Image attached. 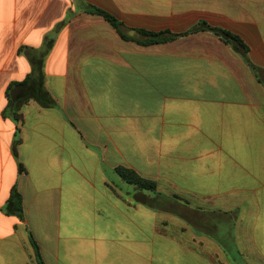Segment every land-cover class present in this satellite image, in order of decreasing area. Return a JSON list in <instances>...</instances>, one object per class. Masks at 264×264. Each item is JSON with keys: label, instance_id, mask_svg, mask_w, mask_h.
Here are the masks:
<instances>
[{"label": "crops", "instance_id": "obj_1", "mask_svg": "<svg viewBox=\"0 0 264 264\" xmlns=\"http://www.w3.org/2000/svg\"><path fill=\"white\" fill-rule=\"evenodd\" d=\"M85 5L141 41L128 29L205 21L238 36L247 62L207 31L123 40ZM44 47L55 107L30 100L15 124L6 89ZM117 167L199 197L187 205L210 218L151 209ZM14 186L23 220L2 211ZM28 232L44 264H264V0H0V264H37Z\"/></svg>", "mask_w": 264, "mask_h": 264}, {"label": "trees", "instance_id": "obj_2", "mask_svg": "<svg viewBox=\"0 0 264 264\" xmlns=\"http://www.w3.org/2000/svg\"><path fill=\"white\" fill-rule=\"evenodd\" d=\"M84 12L103 18L118 32L123 40H131L136 44L144 46L172 42L177 38L200 31L211 32L214 35L218 36L223 43L230 45L236 52L240 53L242 59L247 62V58L245 56L247 53V49L238 36L230 33L227 30L211 27L205 21L197 22L196 25L192 26L190 29L182 33H171L168 30L147 31L142 29H128L130 31H133L135 34L143 36L144 40L141 41L136 39L135 37L126 36L123 33V30L126 29L125 26L108 12L92 5H85ZM46 50L47 48L44 47L42 48V50L35 51V53L29 57L31 66L30 73L22 82H12L6 89L7 104L3 112V116L9 118L15 124H17L21 119L20 109L22 105L26 104L30 100L35 101L40 107L43 108L55 107L54 100L44 86L42 60L46 54ZM19 51L24 53L26 50L21 48L19 49ZM20 142L21 139L19 137V129L16 128L14 139L12 142V154L14 155L15 159H17L16 147L20 144ZM17 165L18 170L22 171V165L20 163H18ZM115 171L123 181L135 187L137 190H145L151 192V205H153V203L158 204L157 207L151 206V209L158 210L157 208L161 207L168 208V212H172L181 217L183 216L184 219H192L198 215L203 218V214L194 209H191L186 202H181L177 197L167 198L166 196L158 194L156 192V184L153 181L143 179L139 177L134 171L123 167H117ZM158 198H161L162 201L158 202ZM175 205H181L185 207L186 212L182 213L179 211H175ZM2 211L8 215L16 216L19 220H23L22 198L15 186L11 189L9 198L2 207ZM28 236L30 244L36 256L37 264H44L40 258L38 246L29 232Z\"/></svg>", "mask_w": 264, "mask_h": 264}, {"label": "rangeland", "instance_id": "obj_3", "mask_svg": "<svg viewBox=\"0 0 264 264\" xmlns=\"http://www.w3.org/2000/svg\"><path fill=\"white\" fill-rule=\"evenodd\" d=\"M183 198V197H182ZM199 197H191V199H189L188 197H186V199L184 198V199H182L184 202H186V203H192V202H194V201H196L197 199H198ZM189 200H190V202H189ZM152 207H157L158 206V204H155V203H153V205H151ZM201 214H203V215H206L207 217H209L210 218V210L209 211H203V212H201ZM151 219H152V214H151ZM155 219H158V218H155ZM162 219H174V218H172V217H162ZM172 221H174V220H172ZM169 226H171V228H173V230H184V231H188L189 229L188 228H186V227H184V226H180V224H168ZM180 227H184V228H180Z\"/></svg>", "mask_w": 264, "mask_h": 264}]
</instances>
